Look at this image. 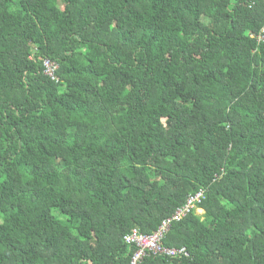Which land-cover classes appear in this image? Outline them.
Wrapping results in <instances>:
<instances>
[{"label":"trees","instance_id":"16d2710c","mask_svg":"<svg viewBox=\"0 0 264 264\" xmlns=\"http://www.w3.org/2000/svg\"><path fill=\"white\" fill-rule=\"evenodd\" d=\"M200 189L142 264H264V0H0V264H130Z\"/></svg>","mask_w":264,"mask_h":264},{"label":"built area","instance_id":"2783aa9c","mask_svg":"<svg viewBox=\"0 0 264 264\" xmlns=\"http://www.w3.org/2000/svg\"><path fill=\"white\" fill-rule=\"evenodd\" d=\"M262 36H260V39ZM44 72L48 74L53 79L59 80L57 69L59 64L49 58H44L43 60ZM205 197V190L200 189L195 194L188 197L186 204L179 207L172 217L163 221L160 227L152 234L142 233L138 228H135L125 236V241L129 244H134L136 250L134 251L130 264H142L143 258L147 255H170L177 256L182 254H187V249L182 248H172L168 247L163 243V238L167 232L170 224L174 220H179L187 213H189L202 199Z\"/></svg>","mask_w":264,"mask_h":264},{"label":"rangeland","instance_id":"374dc122","mask_svg":"<svg viewBox=\"0 0 264 264\" xmlns=\"http://www.w3.org/2000/svg\"><path fill=\"white\" fill-rule=\"evenodd\" d=\"M197 212H199V213H203L204 210H203L202 208H200Z\"/></svg>","mask_w":264,"mask_h":264}]
</instances>
